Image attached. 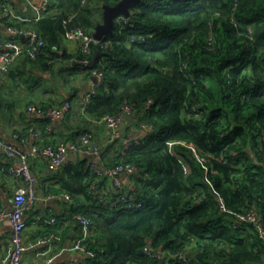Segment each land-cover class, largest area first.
<instances>
[{
	"label": "trees",
	"instance_id": "1",
	"mask_svg": "<svg viewBox=\"0 0 264 264\" xmlns=\"http://www.w3.org/2000/svg\"><path fill=\"white\" fill-rule=\"evenodd\" d=\"M55 1L28 28L45 42L38 57L21 58L44 71L58 61L64 20L74 17L87 31L99 24L81 0ZM133 10V23L116 24L82 55L91 62L98 53L92 69L82 66L99 69L102 83L67 141L123 106L140 111L138 124L153 129L105 166L138 168L139 188L130 193L142 207L112 206L100 196L102 181L92 190L97 176L86 158L59 170L58 187L48 191L72 197L67 219L78 225L82 214L92 223L94 237L81 242L92 255L84 264H264V240L221 213L217 200L219 193L231 211L264 217V0H143ZM158 252L184 253L190 262Z\"/></svg>",
	"mask_w": 264,
	"mask_h": 264
},
{
	"label": "crops",
	"instance_id": "2",
	"mask_svg": "<svg viewBox=\"0 0 264 264\" xmlns=\"http://www.w3.org/2000/svg\"><path fill=\"white\" fill-rule=\"evenodd\" d=\"M55 2L48 0L45 10L41 9L42 2L39 0H8L7 7L0 3V42L16 38L21 40L23 37L18 38L12 30L30 31L28 28ZM87 7L94 11L96 19L102 23L103 4L94 0ZM54 53L58 61L53 63L52 71L26 65L20 59L13 63L9 73L0 75V138L26 154H30L33 145L41 147L47 143L69 139L73 129L81 125L83 118L80 109L96 82L94 71H85L83 63L78 59L82 57L79 43L67 42L63 37L60 47H54ZM66 101L71 103L72 109L59 120L51 121L48 117H39L28 112L30 106L47 109L60 106ZM141 116L139 111L138 114L133 113L125 118L121 126L123 135L133 138L146 135V131L138 124ZM88 128L93 135V141L101 148L105 161H113L123 154L120 144L108 143L109 130L106 126L92 122ZM35 134L38 136L35 137ZM16 135L26 137L28 141L22 143ZM84 158L85 156L70 153L63 167ZM30 167L36 180L39 200L26 212L28 226L24 233V264H47L49 258L53 259L54 264H84L92 255L88 251L86 253L76 249L75 245L93 238L94 233L85 232L76 218L78 225L67 219L70 203L64 200L63 194L48 198L52 195L48 191L58 187L55 174L59 171H51L45 158L31 159ZM17 168V161L6 157L0 150V210L13 208L14 193L22 185V179L14 175ZM136 176L137 174L122 176L127 191L138 190ZM101 181L103 183L99 184L100 196L108 201L112 197L111 182L106 178ZM101 181H95L96 188ZM51 217L59 218L55 232H48L46 227ZM11 235L10 222H0V264L10 257ZM50 238L52 240L46 242Z\"/></svg>",
	"mask_w": 264,
	"mask_h": 264
},
{
	"label": "built area",
	"instance_id": "3",
	"mask_svg": "<svg viewBox=\"0 0 264 264\" xmlns=\"http://www.w3.org/2000/svg\"><path fill=\"white\" fill-rule=\"evenodd\" d=\"M42 2V10L47 7L48 0H39ZM94 0H81V5L83 7L88 6ZM110 2H115L117 0H107ZM120 0L117 1V3ZM8 0H0L2 6L7 7ZM4 3V4H3ZM116 3V4H117ZM220 13H216L215 17H220ZM74 17H70L63 21L64 28V39L67 42H77L80 44L82 55L85 57L91 54L92 45L100 44L102 41H97L94 38V31H87L81 26L73 23ZM127 22V19L120 17L117 19L116 23L123 25ZM237 27V23H234ZM13 33L19 38L23 37L26 43L23 44L19 39H12L7 42H0V75L8 73L10 65L17 62L19 59L24 57V54L35 60L41 49L43 48L45 42L41 39L36 31H21L19 29L12 30ZM89 61L84 60L83 65H86ZM94 75H96V82L93 84L91 91L86 95L85 100L82 104L81 110L84 113L86 108L91 102V99L97 94L98 88L102 83V72L99 69L94 70ZM72 109L71 103L69 101L64 102L60 106H54L52 108L43 109L37 106H30L28 112L31 114H36L39 117H48L51 121L61 119L66 113ZM137 110V109H136ZM135 113V109L131 106H123L121 110L113 115H106L99 120L92 121L98 125H104L109 130L108 143L120 144L122 152L126 153L133 145L142 143L143 138H133L130 136L123 135L121 131V126L126 117ZM142 129L146 132H150L153 127L151 125L143 124ZM51 130V129H49ZM38 135L35 134V137ZM16 138L22 142L26 143L28 139L26 137ZM191 151L195 154L197 160L202 164L205 172L209 171L208 167L204 164L198 155L194 147H189ZM0 150L2 153L10 158L14 159L18 163V168L14 171V175L22 179V185L15 191L13 196V208L11 210H0V222L8 220L12 227V235L10 239L11 243V253L10 257L2 264H24L23 254L25 251L24 233L27 229L26 212L29 211L39 200L36 191V180L32 173L30 167L31 159L45 158L48 160V166L51 171H59L68 159L70 153H75L82 155L83 157L89 159L88 166L96 174L97 180L101 181L106 178L111 182L112 187V197L108 200L112 206H121L127 210H135L142 207V203L136 198L134 194L127 191L122 182V176L124 174L136 175L138 173V168L134 164H118L116 166L107 168L105 166V160L103 158V153L99 145L93 141V135L91 132H86L80 136L77 142L71 141H57L45 144L41 147L33 145L30 154H26L19 150L17 147L10 145L0 138ZM96 182L91 186L92 190H95ZM64 200L73 203L72 197L65 194L62 195ZM56 196L50 195L49 199ZM217 200L219 203L220 212L223 214L230 215L233 219L240 223H246L251 225L254 230L258 233L259 237L264 240V217L261 212L256 209H250L243 212L231 211L225 202V199L217 193ZM75 218L80 222L82 229L85 232H94L91 228V221L82 214H78ZM57 218L51 217L47 224L55 226L57 224ZM235 228L237 225L234 226ZM52 238L47 239L46 242H50ZM76 249H80L87 253L85 245L81 242L76 243ZM146 253L152 255V249L146 248ZM154 254V253H153ZM91 255V254H90ZM158 258L167 257L168 259L178 258L184 262H190L184 253H179L177 255H172L169 253L158 252L154 254ZM47 264H54L53 259L49 258Z\"/></svg>",
	"mask_w": 264,
	"mask_h": 264
},
{
	"label": "water",
	"instance_id": "4",
	"mask_svg": "<svg viewBox=\"0 0 264 264\" xmlns=\"http://www.w3.org/2000/svg\"><path fill=\"white\" fill-rule=\"evenodd\" d=\"M143 0H120L116 5H103V19L95 27L94 38L97 41H102L105 37L112 36L116 27L118 18L123 17L127 19L128 23H133L135 11L133 10ZM98 53L95 54L93 60L87 64L88 68H93L96 63ZM82 63L84 59L78 58Z\"/></svg>",
	"mask_w": 264,
	"mask_h": 264
}]
</instances>
